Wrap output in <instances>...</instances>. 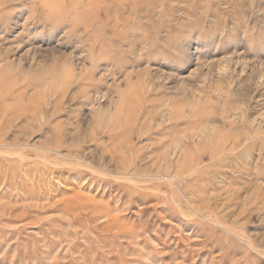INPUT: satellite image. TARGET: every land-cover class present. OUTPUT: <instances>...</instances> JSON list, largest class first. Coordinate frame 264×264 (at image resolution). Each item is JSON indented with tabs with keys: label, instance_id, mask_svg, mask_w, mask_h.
<instances>
[{
	"label": "rangeland",
	"instance_id": "obj_1",
	"mask_svg": "<svg viewBox=\"0 0 264 264\" xmlns=\"http://www.w3.org/2000/svg\"><path fill=\"white\" fill-rule=\"evenodd\" d=\"M0 264H264V0H0Z\"/></svg>",
	"mask_w": 264,
	"mask_h": 264
}]
</instances>
